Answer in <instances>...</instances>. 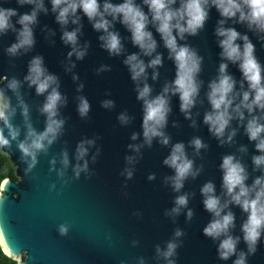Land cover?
<instances>
[{"label": "water", "instance_id": "water-1", "mask_svg": "<svg viewBox=\"0 0 264 264\" xmlns=\"http://www.w3.org/2000/svg\"><path fill=\"white\" fill-rule=\"evenodd\" d=\"M38 2L43 9H37L36 22L30 25L34 39L31 48H22L16 55H9L7 49L16 42L17 32L10 28L0 33V89L9 98L10 108L15 110L10 122L19 129L17 140L1 149L14 167L15 179L3 178L0 184L3 190L0 232L14 252L23 254L22 264H167L157 248L165 250L170 241L177 244L175 254L167 258L174 264H234L240 252L245 253V264H264V230L255 252L249 254L241 231L247 214L230 202L220 167L222 158L232 155L245 168L246 185L264 176V165L256 167L252 161L253 156L264 153L255 148L257 141L249 140L245 131L252 116L264 124V110L254 109L248 113L241 107L243 119L233 111L242 93L249 89L238 63L221 55L219 40L222 37L216 30L234 28L241 36L248 37L254 45L262 77L264 32L255 26L250 28L246 21L240 22L239 14L232 18L222 17L208 0L203 27L194 35L185 33L183 39L176 37L178 45H187L200 57V71L196 75L199 87L194 104L186 116L180 110L178 94L166 93L170 110L161 131L168 137V143H161V137H153L149 145L143 137L144 106L143 101L137 99V90L146 83L151 89L149 98L162 94L165 85H171L174 80L176 66L151 23V13L143 0H134V3L149 16L147 30L156 41L151 55H145L133 44L130 31L120 23L119 17L112 20L111 16H106L111 21L109 31L116 32L121 42L120 53L110 54L102 47L100 39L105 33L94 29V21L82 10L69 14L68 22L61 24L56 16L63 4L53 11L51 0ZM98 2L102 10L105 0ZM108 2L119 4L123 0ZM179 2L177 0L173 7H178ZM35 7L36 2L21 4L18 0H0V8L16 10L17 15L10 18L16 30L21 27L16 23L19 15L30 13ZM73 30H77L75 47L85 53L80 59L75 53L68 55L74 46L62 39L65 31ZM173 34L176 35L175 30ZM236 43L243 45L240 39ZM131 54H136L146 65L145 75L135 81L124 63ZM158 54L161 63L154 68L147 67ZM36 56L42 58L46 72L56 77V83L43 94H37L35 86L24 79L31 59ZM221 63L227 64L226 74L235 84L230 94L234 97L233 104L229 109L233 118L223 136L217 137L209 131L203 117L212 110L207 94L209 84L220 75ZM153 73H156L155 79ZM13 78L19 81L16 91L7 87ZM52 87H56L63 98L57 106L56 117L64 121L63 128L53 143L47 145V150L37 154L36 165L26 172L27 158L21 159L17 142L25 139L29 125L36 132L45 129L47 117L40 109ZM81 97L89 104L84 116L78 111ZM106 101H111V105L105 106ZM24 106L27 107L26 116ZM122 114L127 117L126 122L119 119ZM4 132L7 136L6 128ZM134 133L136 139H132ZM230 133H234L231 140L228 139ZM261 136L264 137V133ZM194 138H199L205 147L196 150L190 143ZM81 141L93 143L85 144L88 151L77 160L76 149ZM176 143H183L186 157L192 160L193 171L197 173L189 175L179 191L173 190L170 179L175 174L174 169L163 162ZM65 152L67 166L62 164ZM85 161L87 170L80 171L77 176L76 166ZM127 171H131V177L127 176ZM209 182L221 204L228 201L221 215L228 211L234 215V226L229 234L240 237L235 253L226 260L221 259L217 251L224 237L213 239L203 233V228L214 218L205 209V196L201 192ZM180 195H187V205L174 213L175 199ZM61 225L67 228L66 234L60 233ZM177 230L181 235H175Z\"/></svg>", "mask_w": 264, "mask_h": 264}, {"label": "clouds", "instance_id": "clouds-1", "mask_svg": "<svg viewBox=\"0 0 264 264\" xmlns=\"http://www.w3.org/2000/svg\"><path fill=\"white\" fill-rule=\"evenodd\" d=\"M19 3L32 4L36 2V7L30 13L19 15L16 23L21 27L16 30L10 20L16 16L15 9L0 8V33L6 32L12 28L17 32L16 42L8 47L9 55H16L19 49H29L34 44L33 33L30 25L36 22L37 9H43V5L38 0H18ZM53 11L59 7L56 19L61 24L68 22L69 14L76 13L77 9L83 11L90 21H94L93 28L100 31L103 30L105 35L100 39L103 41L102 47L108 50L110 54H119L121 51V42L118 34L109 31L111 21L106 16H111L112 20L119 17L120 23L125 25L131 33L133 44L138 46L145 55H151L156 48V41L153 39L152 33L147 30L149 24V16L142 8L134 3V0H123L122 3L112 4L105 0L101 10L98 0H51ZM177 0H143V4L147 6L151 13V23L156 27V31L160 34L165 47L169 50L171 58L176 66L175 78L171 85H165L163 93L149 98L151 89L145 83L142 88H138L137 99L143 101L144 114L142 120L143 137L146 144H151L153 137H161V143L167 144L168 137L164 135L161 129L164 128L167 121V113L169 112L168 100L166 93L178 94L180 100V110L188 115V110L194 104V97L198 93V83L196 75L200 71V57L196 52L190 49L187 45H178L177 36L181 39L184 34L194 35L198 29L203 27L207 18L206 5L208 0H180L178 7H173ZM213 6L219 11L222 17L232 18L238 15L240 22H247L251 28L255 26L260 32H264V0H211ZM99 17V19H96ZM76 23V20H73ZM223 24V21H220ZM175 30L176 35L173 34ZM216 34L222 39L219 40V46L222 49L221 55L228 61L238 63L244 80L247 82L248 91L242 93L240 103L235 106L233 111L240 118H244L241 107L252 113L254 109L264 110V77H262V68L254 55V45L249 41L248 37L241 36L234 28L219 27ZM65 43L71 44L74 47L68 53L72 56L75 53L78 59L82 58L83 49L75 47L77 41V30L65 31L62 35ZM240 39L243 45L237 44ZM124 63L128 65L131 73V78L135 81L142 75H145V63L138 58L136 54L127 56ZM161 63L159 54L151 59L147 67H155ZM227 64L219 65V77L217 80L209 84L208 100L211 105V111L205 113L203 119L209 126V131L215 136L221 137L224 134L226 127L233 118L229 111L233 104L234 97L230 94L233 92L235 81L226 74ZM156 73H153L155 79ZM2 79H7L3 77ZM30 85L35 86L37 94L45 93L50 85L56 83V77L48 74L43 67L42 58L39 56L33 57L29 63L28 74L24 77ZM19 86V81L15 78L8 81L7 87L16 91ZM63 102L61 94L56 87H52L46 97L40 111L46 114V127L41 132H36L31 126H28V131L24 140L17 142V148L21 153V159L27 158L28 167L25 171L31 170L37 163V154L47 150V145L53 143L56 137L60 134L64 121L57 119L59 103ZM105 106L111 105V101L104 102ZM89 104L83 97L80 98L78 111L81 116L87 114ZM14 109L10 108L9 98L4 94L3 89H0V122L3 126L0 127V149L10 147L11 142L17 140L19 129L14 127L10 122V117L14 114ZM25 116L27 115V107H23ZM122 122L127 121V117L123 114L119 117ZM5 128L8 135L5 136ZM246 134L251 141H257L255 148L264 153V124L260 123L258 117L252 116L247 121L245 127ZM230 133L228 139L231 140ZM132 139H136L134 133ZM46 142V143H45ZM93 141H81L76 149V159L81 160L87 153L88 149L85 144H91ZM196 150H199L205 145L199 138H194L190 142ZM131 147V146H130ZM138 150V149H137ZM131 159V158H128ZM253 164L256 167L264 165V155H256L252 158ZM165 165L174 169L172 180L173 190L179 191L183 187V181L189 176H195L197 173L193 171V162L188 159L185 154L183 143L173 145L170 154L163 161ZM54 163V161H53ZM62 164L68 165L67 153H63ZM223 170V187L226 194L230 196V202L239 206L243 212L247 214L245 221L241 225L243 241L247 246L249 254L256 250L257 242L264 230V176L256 177L251 185H246L247 173L243 165L236 160L232 155H225L222 158L220 165ZM87 170V161L83 165H77L75 168L76 175L80 171ZM128 177H131V171L126 172ZM152 176H149L151 179ZM7 180L4 181L7 184ZM202 194L205 196L203 201L207 211L212 213L213 219L203 228V233L216 239L223 236L218 245V254L221 259H228L236 251V245L240 237H233L229 234V229L234 226V215L228 211L221 215L222 209L227 207L228 201L221 204L219 197L214 195V186L212 183H206L201 188ZM3 190L0 189V195ZM176 207L172 212L178 213L181 206L187 205V195L177 196L175 199ZM191 210L188 211V216H191ZM67 228L60 226V233L66 234ZM176 236L181 235L177 230ZM177 244L168 242L165 250L161 251L157 248V252L162 255L167 264H174L168 257L175 254ZM0 248L3 249L4 255L16 261V264H22L23 254L17 253L9 246L5 235L0 232ZM234 264H245V253L240 252Z\"/></svg>", "mask_w": 264, "mask_h": 264}, {"label": "trees", "instance_id": "trees-1", "mask_svg": "<svg viewBox=\"0 0 264 264\" xmlns=\"http://www.w3.org/2000/svg\"><path fill=\"white\" fill-rule=\"evenodd\" d=\"M11 164L8 156L2 153L0 149V184L3 178L15 179L14 167ZM0 264H16V261L4 255V251L0 248Z\"/></svg>", "mask_w": 264, "mask_h": 264}]
</instances>
